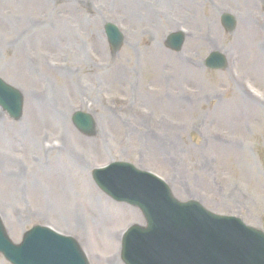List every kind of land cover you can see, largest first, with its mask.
I'll return each instance as SVG.
<instances>
[{"label":"rangeland","instance_id":"1","mask_svg":"<svg viewBox=\"0 0 264 264\" xmlns=\"http://www.w3.org/2000/svg\"><path fill=\"white\" fill-rule=\"evenodd\" d=\"M39 2L40 0H0V77L5 78L9 81V83L24 89L28 98L31 97L32 99H35L34 97H37L36 99L38 100L37 103L39 105L37 110L33 109V111H35L32 115L29 114L30 117L28 124L26 127H23L25 131L17 132L21 138L16 137L15 145L13 143L11 144V150L7 147L8 144H3L0 141V149L4 152L6 157L9 154L7 151L10 150L9 152L13 156L12 159L16 161L17 159L21 160V164L24 163L25 159L28 160L29 157L30 163H32L31 157L33 154L26 151L25 153H21V151H23V145H25V141H27V137H30L34 143H37L40 136L45 131H53V134L56 133V117L55 115L51 117V113H59L58 111L65 110L69 107V105H66L63 101L59 102V99H61V93H63V96L67 98L66 90L64 88L61 90L59 84L64 83L67 85V82L69 81L67 80V76H64V78L62 77V73L75 66V64L81 65L84 72L88 69H94L90 65L86 67L84 64L76 62V53L79 54V51H81V47H83L85 39H89L88 45L90 41H92V37H88L87 33H89V31H96V27L91 26L93 25V19H96L101 24L100 19L97 17V11L100 10L110 14V8L116 6V1L114 0H41V5H39ZM226 2L236 8L234 9L235 11L243 13L244 20H251L245 10H256L262 13L254 11L251 13V17L255 15L264 16V6L258 7L256 4L250 5L243 3V0H223V3ZM260 2L261 1L259 0L258 3ZM118 8L122 10L124 9L120 5H118ZM173 10L177 14L182 15L177 12L175 8H173ZM184 16L185 15H182V18ZM200 17L204 20L213 21V11L210 10L209 6H207L205 8V14ZM143 22L144 21L138 22L137 27L140 28L148 24L147 22ZM194 23L197 26H203V23H201L199 19L194 21ZM4 24L5 26H3ZM254 32H259L264 35L263 30H255ZM42 36H46V38L43 39ZM226 36L230 37L227 34ZM32 38H37L39 41L41 39L43 44L35 47V45H37V39H33V41H31ZM72 38L75 39L73 45H76L74 51L70 50L67 42V40H71ZM140 38L141 45L137 49L138 51L141 50L143 45V47L148 50V46L152 47L153 44H156L160 45L165 54H172L164 49L161 40L148 41V39L143 38L141 35ZM219 38L224 44L230 43L222 32ZM47 39L50 40V44H46L48 41ZM262 39L263 37L259 36L254 39V42ZM32 43H34V46ZM201 44V42L193 43L192 46L194 47ZM93 45L95 46L97 52L113 66H121L124 68L127 74L124 82L113 83L108 87L105 86L110 93H114L115 95L121 94L119 91L122 89L128 77V63L125 61L128 58L126 57H132V65H135L136 70L139 71L138 65L135 64V59L131 54V50L129 47H124L123 49L117 51V53H120L122 57H125L123 60L120 56L111 57L107 48V55H103L98 50L94 42ZM247 48L251 50H247V53L249 54L247 57L250 59L249 61H246V64L243 67H247L254 73L255 78L257 77V83L264 89V63L257 61V58L260 61H263L264 55L262 56L261 53L260 55L258 53L254 54L251 42L249 41H245L243 52ZM200 49L203 48L201 47ZM35 51L38 54L37 61L40 62L37 63L38 70L34 76H42L45 79H43L42 82L31 79L28 83V81L25 80V75L29 77L30 70L26 65V60L31 54H35ZM62 55L67 56L68 58L63 57ZM201 55L203 56V53ZM98 57L103 63L110 65L108 62L103 61L99 55ZM171 58H173V62L174 60H177L174 57ZM148 62L151 69L147 72V78H151L155 83L157 79L152 76L153 70H156L158 73H162L163 70H170V72L174 71L176 74H180L183 71V68H181L178 64L168 65L163 63L161 58L151 51L150 56H148ZM50 63H52V65H50ZM6 65H10L11 68H7ZM59 65L61 67H59ZM183 67L185 74L188 75V79L177 80V78L170 75L169 79L176 80L170 84L169 89H181L182 86H187L185 88L194 87L204 89L208 94L214 93L215 91H218V93L221 94V90L224 89L223 86H226L225 89H233L235 87L229 76H218L213 73L208 74L206 71L205 75L204 72L193 71L192 68L185 62ZM53 79H55L54 82ZM72 82L73 81L71 80L72 88L70 86V89H73L76 95ZM91 82L95 85L92 89H90L88 95L92 99L98 101L100 87H98V83L93 81ZM196 90L200 91L199 89ZM47 93H49V95H47ZM233 96L234 92L231 91V95L226 97L231 98ZM46 98H48L50 103L44 102ZM224 101L229 102V99H224ZM75 102L76 99L72 104ZM160 102L167 101L154 100L153 107L158 111L156 112V116L158 118L168 119V121H170L168 127H177V134L154 132L143 125L129 127V120L125 114L111 116L104 110L99 109L98 119L101 123V127H103L102 129L105 132L109 130L113 136L114 143L111 148L115 151L129 149L134 152L136 156L135 158H125L118 156L117 153L114 152V158L134 162L138 164L139 167H146L140 161L149 155L151 165L157 167L150 169L164 173L176 186V193L179 198L185 201H188L191 198L181 197L179 195L180 191L192 193L194 195L202 191V189H206L204 190L205 193L202 194V197L204 200L207 198V207L213 211H217V213L235 211L232 212L233 214L227 213V215H237L239 211H236V209H229L230 211L224 210L225 205H234L224 199H229L231 193L234 195L235 190H239L243 194L252 197L253 206L248 210L257 209L258 203L260 208L264 211V112H259L256 109L255 113L252 114L248 110H243L246 115L235 112L231 117H229L230 120L227 121L224 118V115H226L224 110L227 108H221L218 111H215L214 106L217 103L216 99H210L209 104L197 101L194 103L191 111H184L183 108L176 107V111L174 112L169 110V106L158 104ZM172 106L177 105L172 103ZM48 109L50 112L46 114L45 111ZM38 112L40 115L37 114ZM166 114H169L172 117ZM59 115L61 117L60 113ZM5 119H8L7 116L0 110V125L5 123ZM58 124H60V122ZM108 127H113V130H110ZM185 127L188 131L187 134L185 133L186 131H183V128ZM31 129L33 130L31 131ZM6 133L8 136V131ZM139 133H142V135L140 134V136L137 137ZM213 133L224 135L229 142H231L230 139L240 138L249 143L254 150L251 155L246 157L237 148H231L222 153H219L220 151L213 152L212 148L217 147L218 145L217 142L211 140L210 136ZM169 138H173L174 142L171 143ZM78 142L82 146L87 145V142L81 139H79ZM182 142L190 147L188 149V153L182 151L185 148ZM100 143L101 141L97 140V144ZM209 146L211 147V150H208ZM29 148H32V146ZM140 153H145V155L140 156ZM182 153L187 155H181ZM93 158L95 160L94 164L102 165L100 167L108 165L109 163L107 162L111 160H109L106 155H103L102 151L98 152L97 157L93 156ZM213 158L216 159V166L214 168V170H216V173H214L215 180L201 182L202 180L208 179L207 175L210 171L208 170L206 163L209 167H212L214 163ZM251 159H253L255 163L250 162ZM59 163H54L55 165L53 164L51 168L50 172L53 177L57 176L59 168L56 165ZM67 165L68 167H62L61 175L72 178V181L76 184L73 185L75 189L73 190V199H76L77 201L83 187L85 186L86 178L83 177L80 181L77 180V175L75 173L78 171L71 165ZM9 168H12L13 171L16 172L18 167L10 164ZM9 171L10 169L8 172ZM252 173L262 174L257 177ZM18 175L19 176L17 178L12 179V186L9 185L6 190L7 195L10 197L17 193L18 196L22 197L26 192V185L23 184L25 182V173H23L22 176L21 173H18ZM260 177H262V179H260ZM91 184L93 185L92 179ZM215 184H218L217 188H215ZM30 185L34 184L30 182ZM5 187H7V185L4 186V188ZM212 188L213 191L211 190ZM245 189H247V193ZM1 194L2 192H0V195ZM216 197L223 203H219ZM233 197L237 200L235 196ZM1 198L4 199L2 196ZM34 198L35 201L30 200L32 207L44 212L48 211L49 208H52L48 205L49 203L58 204L59 208L62 209L65 204H68L73 200L66 197L69 200L65 201L64 204L60 206L58 201L59 197H56L51 193L42 194L39 197L35 196ZM26 206L28 205L23 204L19 205L17 208H24ZM134 212L135 211L133 209L126 212L120 210L114 211L113 215L109 216L106 225L111 226V228H118L122 226L126 220L129 223L134 220V217H136ZM241 212L244 213L241 216H245L246 209L242 208ZM60 214H62V211H60ZM123 215H126V217H123ZM260 215L262 217V221L260 217V221L255 220L256 224L251 221V224L264 230V213H261ZM87 219L89 220V226L91 227V236H93V221L91 218ZM67 221L70 224H73L72 218H70V220L67 219ZM95 233L96 230L94 231V235ZM107 242L110 244L108 240ZM95 248L103 252H109L110 250L109 245L106 242H104L101 247H98L95 244Z\"/></svg>","mask_w":264,"mask_h":264},{"label":"water","instance_id":"2","mask_svg":"<svg viewBox=\"0 0 264 264\" xmlns=\"http://www.w3.org/2000/svg\"><path fill=\"white\" fill-rule=\"evenodd\" d=\"M12 93H9V92H0V101L1 103L4 105V106H10L11 104L13 105L14 103H16L18 101V98L16 96V99H13L12 101ZM11 99V104L8 105L9 101ZM18 111L21 107V101H19L18 103ZM117 183L119 185H121L123 183V181H121L119 178H117ZM108 192L111 193L114 197H116L117 199L119 200H122V199H125V200H128L129 202L133 203V204H137L141 207H143L147 212H149V209L144 206V204L140 203V202H137V201H133L131 200L130 198L128 197H120L118 196L115 192H111L109 189H108ZM146 212V215L148 216ZM217 221V219H215ZM214 220H211L210 218H207L202 211H200V214L197 215V218H192V221H188V222H193L194 223V235L200 237L202 236V233L205 232V234H208L207 237H205L203 235V238L207 240V238L209 237H215L217 234H220L221 232V223L219 222H216ZM174 224H177V222H174ZM154 227V226H153ZM151 230V224H150V227L148 229V233H147V237L148 235H150L153 231H150ZM153 230V228H152ZM223 232V231H222ZM159 240H160V245H161V248H170L172 245H173V240L170 238L169 235H163V236H159ZM208 242H210V240H207ZM186 244H190L191 243V240H188L187 242H185ZM153 244H156V242L154 243H147L145 242L143 244V246L146 248L150 245H153ZM131 250H130V258L133 260V262L135 264H139V261L137 259V254H136V245L134 242H132L131 244ZM235 248H237V246H235ZM168 255L169 258L172 257V254L174 253L173 250L171 249H167L165 251ZM183 253L189 255V257L191 259H196L195 257V254H194V251H188V250H183ZM232 257H225L224 255L219 259L218 262L216 261H213L212 264H230L233 260L231 259ZM235 259L237 261V264H244V261L242 260L239 252H236V256H235ZM198 262H200V264H206L207 263V260L204 256H199L198 257ZM250 261H247V263H249Z\"/></svg>","mask_w":264,"mask_h":264},{"label":"bare ground","instance_id":"3","mask_svg":"<svg viewBox=\"0 0 264 264\" xmlns=\"http://www.w3.org/2000/svg\"><path fill=\"white\" fill-rule=\"evenodd\" d=\"M187 0H181L180 2L183 4V3H185ZM193 2L194 3H196V4H198V1L197 0H193ZM41 0H40V2H39V5H41ZM133 4L135 5L136 4V6H138L139 4L138 3H136V2H133ZM128 10V9H127ZM129 11V10H128ZM130 18H132V19H136L137 18V13H136V10H135V8L133 7V9L130 11ZM246 32V34H247V37H248V39L249 40H251L252 39V35H253V31L252 30H250V31H245ZM43 38L45 39L46 38V36H43ZM48 40V39H47ZM48 42H50V40H48ZM164 60H165V62H167V63H170V61L168 60V59H166V58H164ZM9 68H11V66L9 67ZM183 76H186V74L185 75H183ZM30 77H31V79H35V77H32L31 75H30ZM163 77L164 78H167L165 75H163ZM17 78H19V77H17ZM123 78H124V74L120 71V70H116V71H114L112 74H110L109 75V79H113V81L115 82V81H122L123 80ZM28 81V80H27ZM240 100L241 101H245V97L244 96H242L241 98H240ZM46 103H48V101H46ZM45 104V103H44ZM37 107H39V105L37 106ZM28 109H29V111L31 112V110H32V104H31V102L29 101L28 102ZM228 109H230V110H240V106L239 105H237V104H234V103H232V104H230V106H229V108ZM47 112H50V110L48 109V110H46ZM39 113V112H38ZM53 116H54V114H53ZM15 137H16V135H14L13 137H12V141L14 142V139H15ZM92 148H96V144H89ZM82 176L84 175V173L83 172H79ZM4 178V177H3ZM5 180H8V179H6V178H4ZM75 183L72 181V178H70V177H67V176H64V175H59L58 176V180L55 178V179H53V186H54V193L59 197V198H61V199H64V198H66V197H68L70 200H72L73 199V197H74V192H73V190H74V185ZM5 185V184H4ZM4 190V187L2 188V191ZM86 195H88V194H86ZM60 204V206H62L63 204L62 203H59ZM63 209H67L66 208V206L64 205L63 206ZM58 213H60V209H59V212ZM77 220V219H76Z\"/></svg>","mask_w":264,"mask_h":264}]
</instances>
